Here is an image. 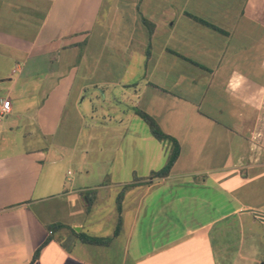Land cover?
<instances>
[{"label": "crops", "instance_id": "obj_1", "mask_svg": "<svg viewBox=\"0 0 264 264\" xmlns=\"http://www.w3.org/2000/svg\"><path fill=\"white\" fill-rule=\"evenodd\" d=\"M0 93V264L263 261L246 239L263 210L226 184L264 167V0H0ZM138 111L180 144L167 177L170 145ZM85 131L114 143L83 147L102 184L70 190L60 163ZM112 186L104 234L90 216ZM58 195L62 216L35 209Z\"/></svg>", "mask_w": 264, "mask_h": 264}, {"label": "rangeland", "instance_id": "obj_2", "mask_svg": "<svg viewBox=\"0 0 264 264\" xmlns=\"http://www.w3.org/2000/svg\"><path fill=\"white\" fill-rule=\"evenodd\" d=\"M121 76L120 71L118 70V68L116 69L113 78L114 79H119ZM0 96L3 98V93H0ZM99 106V105H98ZM100 107V106H99ZM261 124H264V120H261ZM263 125H261L260 128V133H264V128H262ZM76 131V127H73L71 130V135L68 136V142L71 143L73 141V139H75L74 133ZM86 133V131L84 132V134ZM87 136L86 134L83 135V137H81L80 141H79V145L77 147V150L72 152V159L69 160L68 158L65 159L64 162L60 163V171L59 174L61 176L67 177V173L70 171L73 175L68 176L71 180H75L76 178L78 179L77 182H72V184L68 183V189L70 190H79L80 188H85V187H94V186H100L102 184V178L98 176V170H100V168H95V165L98 164L101 166L104 165L103 163L99 162V159H102V155H107L108 156V149L111 147L112 144H108V139H115L114 136H101L99 137V143H95L94 141H87ZM104 141V142H101ZM258 142H260L263 146H264V135H260L258 136ZM72 144V143H71ZM99 145H107L106 150L107 152H104L102 155H100L98 158L99 159H95L97 160L96 162H94L92 159V151H90L89 154L83 153L82 150L86 147H90L92 149H95V147L99 146ZM94 146V147H93ZM84 147V148H83ZM70 152V151H69ZM71 155V152L68 154V156ZM99 155V154H98ZM69 160V161H68ZM105 167V165H104ZM96 169L97 173H96ZM91 172V176H89L87 174V172ZM259 177L257 178V180H253L250 181L249 183H243V184H237L235 183L234 180H229L228 183L226 184V186L229 188V190L233 191V192H238L239 194L243 195L244 198L249 197L248 194L246 195L247 192H249L251 189L253 190V196L249 197L252 198V202L260 209H262L263 211H258V212H262L264 213V167H260L259 168ZM66 180V179H64ZM80 181V182H79ZM79 182V183H78ZM190 190H193L192 187H190ZM109 191V196L106 198L102 197V190H96L95 196H96V209H98V207L100 206V211L96 210L94 211V214L92 216H90L91 219L93 220H97V219H102L100 225H102V232H104V234H109V231L111 232V225L110 222L108 221V219H105L104 216L108 215L109 212H111L113 210V208L115 207V199H114V194L118 193V192H122L123 188H115L114 186L110 187L108 189ZM78 195V193H76V196ZM62 199H61V198ZM64 198H68L69 199V204L65 203ZM61 195L55 196L50 200H47L45 202H42L40 204H37L35 206V209L39 212L43 210H47V209H55L56 211V215L57 216H62V208L60 206L62 205H70L71 202V197H64ZM64 200V201H63ZM99 205V206H98ZM258 219L260 220V222H263L264 220V216L263 214H259L257 215ZM89 218V221H90ZM105 220H104V219ZM264 224V222H263ZM261 223H257L256 225L252 226L254 229L251 232H246V239L249 241H252L254 245L258 246L259 250H260V257L263 259L264 261V225ZM108 232V233H107ZM261 261V264L262 262Z\"/></svg>", "mask_w": 264, "mask_h": 264}, {"label": "trees", "instance_id": "obj_3", "mask_svg": "<svg viewBox=\"0 0 264 264\" xmlns=\"http://www.w3.org/2000/svg\"><path fill=\"white\" fill-rule=\"evenodd\" d=\"M213 28H215V27H213ZM138 114L145 122L148 123L150 130H151V133L156 139H158L160 141H166L170 145L169 155H168L166 165L161 170L152 173V176H154V177H159V178L167 177V176H169L175 162L179 158L180 150H181L180 144L175 138L165 134L160 129V127L157 125V123L150 116H148L147 114H145L141 111H138ZM119 230H120V225L118 226V229L116 231V235L118 234ZM82 240L85 243H89V244H93V245H107L109 243V240H107V239L93 238V237H89L86 235H82ZM40 250L41 249H39L35 253L34 260L38 258Z\"/></svg>", "mask_w": 264, "mask_h": 264}, {"label": "built area", "instance_id": "obj_4", "mask_svg": "<svg viewBox=\"0 0 264 264\" xmlns=\"http://www.w3.org/2000/svg\"><path fill=\"white\" fill-rule=\"evenodd\" d=\"M12 106L9 99L0 98V123L11 113Z\"/></svg>", "mask_w": 264, "mask_h": 264}, {"label": "water", "instance_id": "obj_5", "mask_svg": "<svg viewBox=\"0 0 264 264\" xmlns=\"http://www.w3.org/2000/svg\"><path fill=\"white\" fill-rule=\"evenodd\" d=\"M253 212H255L256 215L263 214V216H264V213H262V212H257V211H253ZM263 222H264V220H263Z\"/></svg>", "mask_w": 264, "mask_h": 264}]
</instances>
